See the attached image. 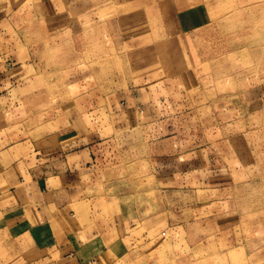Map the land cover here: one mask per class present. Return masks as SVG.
<instances>
[{
	"label": "crops",
	"instance_id": "obj_1",
	"mask_svg": "<svg viewBox=\"0 0 264 264\" xmlns=\"http://www.w3.org/2000/svg\"><path fill=\"white\" fill-rule=\"evenodd\" d=\"M187 1L0 0V264H112L135 229H152L123 205L122 185L108 200V116L117 132L146 123L145 163L167 190L239 175L232 135L199 142L182 121L219 97L193 43L206 14Z\"/></svg>",
	"mask_w": 264,
	"mask_h": 264
},
{
	"label": "rangeland",
	"instance_id": "obj_2",
	"mask_svg": "<svg viewBox=\"0 0 264 264\" xmlns=\"http://www.w3.org/2000/svg\"><path fill=\"white\" fill-rule=\"evenodd\" d=\"M160 1L158 11H164L169 4ZM186 4L205 11L203 23L193 30V43L219 97L216 108L193 110L182 121L187 120V130L196 132L199 142L232 135L243 165H238L239 175L229 180L200 186L189 182L187 191L174 185L167 190L152 179L145 163L149 153L142 140L149 133L146 123L117 132V126L112 128L116 120L108 116L104 122L109 130L104 134H112L114 142L100 170L107 171L108 200H114L115 187L122 185L126 193L132 192L121 197L123 205L132 201L131 214L141 221L152 218L153 226L146 232L149 235L135 229L134 242L112 264H264V0H188ZM96 58L93 52L91 59L99 61ZM78 59L83 60L82 51ZM122 71L118 64L108 75L118 76ZM248 93L261 96V103L248 107L244 100L232 98ZM180 98L185 103L187 98ZM141 112V119L148 115ZM116 137L122 140L116 142ZM132 139L138 142L134 148ZM123 142L130 146L122 147ZM132 151L140 154L134 157L139 160L134 165L130 163ZM116 173L123 179L112 181ZM132 173L137 176L131 178Z\"/></svg>",
	"mask_w": 264,
	"mask_h": 264
}]
</instances>
